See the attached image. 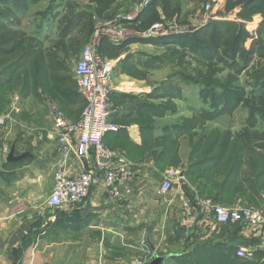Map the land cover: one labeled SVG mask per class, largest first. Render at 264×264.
Masks as SVG:
<instances>
[{
  "label": "crops",
  "instance_id": "0c3cea01",
  "mask_svg": "<svg viewBox=\"0 0 264 264\" xmlns=\"http://www.w3.org/2000/svg\"><path fill=\"white\" fill-rule=\"evenodd\" d=\"M172 1L169 13L173 14L172 18L181 19L187 13V5L194 0ZM116 7L118 0L104 18L111 17ZM125 7L128 9L130 4ZM152 46L136 41L121 48L114 47L117 55L113 58L116 68L112 78L115 102L111 100V104L118 112L110 121L118 126L121 122L126 125L115 139L111 137L107 142L116 145L120 139L125 143L135 172L132 194L118 202L108 200L101 187H94L89 196L72 209L59 211L45 205L58 160L57 140L47 104L53 103L72 122L79 118L84 108L73 68L62 82H56L59 91L56 95H53L51 81L48 95L42 94L39 88H32L22 96L20 104L14 105L11 113L14 124L0 127V264H131L137 254L135 247L142 240L149 250L157 249L147 264H184L195 246L209 241L213 245L236 247V252L243 248L250 254L246 260L264 264L262 234L244 225L237 224V232L226 233L224 225L194 223L189 238H182L185 225L179 212L185 196L182 187L175 185L166 194L160 192L161 174L168 167L158 168L150 152L157 153L161 149L146 148L151 141L149 136L132 121L136 113L143 111L145 102L159 100L160 89L165 86L151 79L154 68L150 62L142 60L144 55L140 51ZM133 71L145 77L137 78L131 75ZM52 95L56 99L52 100ZM121 95L126 97L119 98ZM129 126L134 128L129 129ZM162 134L163 126H155L154 140ZM5 143L13 152L12 160L1 154ZM180 152L181 149L179 156ZM180 160L182 162L181 156ZM84 167L74 151L67 172L74 175ZM256 193V204L264 209V192ZM233 202L221 204L250 205L239 196ZM59 212L63 214L61 219L57 218ZM162 235L164 243L160 240L156 243ZM22 244L26 247L18 261V249Z\"/></svg>",
  "mask_w": 264,
  "mask_h": 264
},
{
  "label": "trees",
  "instance_id": "16d2710c",
  "mask_svg": "<svg viewBox=\"0 0 264 264\" xmlns=\"http://www.w3.org/2000/svg\"><path fill=\"white\" fill-rule=\"evenodd\" d=\"M10 1L0 0V4L5 5ZM12 1L18 10V15H22L30 5L37 4L41 0ZM55 2L56 0H51V5L42 16L47 12H53ZM89 2L97 18L107 20L104 17L116 0H89ZM172 2V0H150L130 27L137 31L145 30L159 22L161 15L169 21L178 20L172 18L173 14L169 13ZM223 10L226 14L233 13L235 19H214L184 35L152 40H130L118 46L121 48L132 42L142 41L154 46L170 48L171 55L168 57L173 60L178 59L180 64L176 76L182 81L199 85V99L209 102L213 109L211 112H201L200 116L195 115L190 119H182L179 123L163 126V134L156 140L153 137L154 122L166 117L170 111L168 109L171 108L164 104L145 102L143 111L136 113L132 121L143 134L149 136L151 141L146 148L151 149L156 146L161 149L157 153L150 152V155L157 162L156 166L162 170L165 167L183 166L178 155L179 139H186L188 154L185 166L181 168L185 181L181 187L187 198L192 199L194 194H197L199 197L210 198L220 205H223L221 203L231 205L234 203V198L239 196L250 203L247 206L262 208L256 204L255 195L257 196L256 192H264V66L248 75V78L254 79L252 90L249 92L240 86L238 77L242 73H247L245 69L254 58L258 62L264 60V0H225ZM12 15L11 10L0 11V115L10 112L9 96L14 88L18 87L17 90L24 95H27L32 88L34 90L39 88L42 94L48 95L52 81L53 95H56L55 93L59 92L55 86L56 82L65 79L58 74L64 72L66 68L57 52L45 54L42 46L36 42V38L27 36L20 29L10 30L3 25L2 20L13 17ZM65 15L66 18L60 21L62 25L59 40L55 45H59L62 50L65 47L64 39L79 26L88 23L92 30V15L87 12L76 15L72 6H68ZM252 22L253 26H247ZM250 27L254 28L252 36L248 33ZM114 50V47L103 41L97 51L102 58H114L116 55ZM188 54L197 66L192 74L184 72L183 61ZM258 62L256 64L259 66ZM223 68L231 72L220 79L217 74L221 73ZM166 87L160 89L161 97L174 98L175 96L169 93L173 88L172 83ZM53 95L52 100L56 99ZM114 97L112 94L111 100L115 102ZM119 98L116 99V104ZM158 98L155 96V99ZM113 104L116 106L115 103ZM237 108H243L247 112L246 126L238 132L215 129L197 133L206 121L214 120L224 113L231 114ZM260 122L261 129L258 127ZM125 125L121 122L120 129ZM117 133L106 135L104 143L112 150L123 151L130 159V152L125 147V143L120 142L122 140L119 139V144L116 145L107 142L111 137L115 139ZM253 203L256 205H251ZM62 216L61 212L57 213V218L61 219ZM224 229L226 233H234L238 231V226L224 225ZM189 236L184 237L182 232L183 239ZM25 247L26 245L22 244L18 249V261ZM184 264L254 263L238 258L236 247H226L218 243L213 245L209 241L195 246Z\"/></svg>",
  "mask_w": 264,
  "mask_h": 264
},
{
  "label": "built area",
  "instance_id": "2783aa9c",
  "mask_svg": "<svg viewBox=\"0 0 264 264\" xmlns=\"http://www.w3.org/2000/svg\"><path fill=\"white\" fill-rule=\"evenodd\" d=\"M149 1L136 0L127 12L117 13L107 20H94L91 36L82 47L79 59L72 70L78 93L84 101L79 118L72 122L54 104H49L58 153L51 190L45 199V205L50 209L59 211L72 209L83 202L94 187H101L107 199L112 202H118L132 194L134 165L123 151L112 150L104 143L106 135L117 133L121 128L110 121L118 112L111 104L112 78L116 62L102 58L97 50L102 41L118 47L130 40H152L191 32L187 26L178 24L176 20L169 21L163 15L160 16L159 22L145 30L137 31L131 28L130 25L139 17ZM218 5L219 0H210L201 8L195 15L198 24L196 28L203 27L211 20L221 19L212 16L213 9ZM253 32L254 29L249 35L252 36ZM14 108L12 105L9 113L0 115L1 128L14 124L11 115ZM132 128L134 126H129V129ZM9 151L8 144H3L2 156L6 157ZM74 151L85 167L81 172L71 175L67 172V166ZM161 177L162 194L169 192L173 185L182 186L185 182L183 175L174 170L166 171ZM179 212L185 221L184 237L190 235L194 223L201 222L214 226L244 225L256 232L259 231L264 239V210L261 208L243 205L224 206L210 198L194 194L192 199L183 196ZM236 254L240 258L250 256L243 248H238ZM148 262L144 258H137L131 264Z\"/></svg>",
  "mask_w": 264,
  "mask_h": 264
},
{
  "label": "rangeland",
  "instance_id": "374dc122",
  "mask_svg": "<svg viewBox=\"0 0 264 264\" xmlns=\"http://www.w3.org/2000/svg\"><path fill=\"white\" fill-rule=\"evenodd\" d=\"M209 1L210 0H206L205 2H203L202 0L192 1L191 4H188L187 7L185 8V12H187L185 17L182 16L181 19L179 18L178 20H176L177 23L183 26H187L189 30H193L194 28H196L198 24L195 15L199 13L201 11V8ZM134 2H136V0H118V7H116V9L112 12L113 13L112 16L109 18L110 19L113 18L117 13L129 11L133 7ZM224 3L225 0H219V5L213 9L212 16H214V18L220 17L221 19H230V20L235 19L233 13L231 12L227 14L225 13V10H223ZM129 4L130 7L127 9V7L125 6ZM50 5H51V0H41L37 4L30 5L26 10V12L23 13L22 15L21 14L18 15V10L14 7V2L12 0L5 5L0 4V11L7 9L13 11V15H12L13 17L4 18L2 20L3 21L2 23L10 30L18 31V29H20L27 36L36 38L35 39L36 42L42 46L44 52H46L45 54L49 55V53L51 52L52 53L57 52L58 57L63 61L64 68H66L64 69L65 70L64 72L62 71L61 73L58 74L65 77L68 75L69 70L73 68L75 63L78 61L82 47L85 45V43L89 40L91 36L94 26V20L98 18L94 14L92 9L93 6L90 5L89 0H56V2L53 4L54 5L53 12L51 13L47 12L46 15L42 16V13L45 14V12L48 10V6ZM68 6H72V10L73 12H75L76 15L82 12H87L88 14L92 15V24H91L92 30L87 25L88 23L79 26L78 29L71 32L69 36L64 39L63 42L65 47L64 50H62L59 45L57 46L55 45L59 40L58 38L62 25L60 21L61 19L66 18L65 13L67 12ZM173 20L175 19L172 20L170 19V21ZM253 24L254 23L252 22L247 26H253ZM252 29L254 28L250 27V29H248V33L251 32ZM144 50L145 51H140L144 55L142 60H144V62L147 63L150 62L149 64L151 68H154V71L153 69L151 71V79L154 82L155 81L163 82L162 84L165 85L164 87H166V85H168L169 83H172L173 88L170 89L169 93H172L175 96L174 98L161 97L157 101H151L152 104L153 103L164 104L165 106L171 108L168 109L170 111L167 113L168 115L165 118L159 119L154 122L156 127H162L168 124L179 123L181 122L182 119H190L192 116L195 115L200 116L201 112H211L213 110L210 107L211 105L209 102L199 99V95H198L200 89L199 85L182 81L180 77L176 76V72L180 70V66H179L180 64L178 62V59L173 60L172 58L168 57L171 55L170 48L163 46H152V48L148 47V49H144ZM256 62L258 61L254 58V60L245 69L246 70L245 72L247 73H242L238 77L240 86L244 87L246 92L252 90L251 87L254 83V79L248 78V75L254 70L260 68L261 66H264V60L258 62L259 66L256 64ZM183 66L185 69L184 72L188 74H192L193 73L192 71L197 69L196 63L191 59V55L189 54L185 56L183 61ZM229 72H231L229 69L223 68V71L217 74V77L222 79ZM132 74H134V76L137 78L145 77L143 75H140L138 71H133L131 75ZM125 75L129 76L127 74ZM17 88L18 87L14 88L13 92L9 96L10 97L9 99L11 100V104L13 103V105L20 104L21 98L24 95L23 93L20 94ZM167 88L168 87H166V89ZM176 88H178L179 90H177ZM177 91L179 92L177 93ZM216 92H219V90H216ZM48 105L49 104H47V107ZM49 114H50V109H49ZM246 118H247L246 110L243 108H237L231 114L224 113L220 117L214 120L206 121L203 128L197 130V133H201L204 130L209 131L215 129L236 133L239 131V129L246 126ZM260 126H261V122L259 123L258 126L259 129H261ZM179 141H180L179 150L181 149L180 156L182 157V162H183L182 167H184L185 159L188 154V147L186 144V139L180 138ZM182 167L180 166L168 167L166 170L163 171V173H165L168 170H174L176 172L183 173L181 169ZM176 186L173 185L172 189ZM127 236H125V239L127 238ZM159 240L161 244L164 243L165 239L163 235L159 237L156 243H158ZM149 249L150 248L142 240L139 243V246L135 247L137 254H135V256H133L132 259L135 260L137 258H142V259L144 258L149 261L153 257L154 251L157 250L153 248H151V250ZM240 259H245V258H240Z\"/></svg>",
  "mask_w": 264,
  "mask_h": 264
},
{
  "label": "water",
  "instance_id": "95a60500",
  "mask_svg": "<svg viewBox=\"0 0 264 264\" xmlns=\"http://www.w3.org/2000/svg\"><path fill=\"white\" fill-rule=\"evenodd\" d=\"M13 152L12 151H10L9 153H8V160H12L13 159ZM181 175H183V173H181Z\"/></svg>",
  "mask_w": 264,
  "mask_h": 264
}]
</instances>
